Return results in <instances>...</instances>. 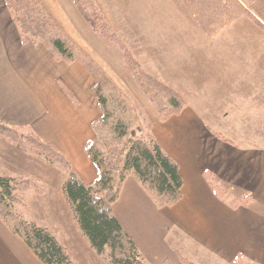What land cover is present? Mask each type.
I'll list each match as a JSON object with an SVG mask.
<instances>
[{
	"label": "crops",
	"instance_id": "crops-1",
	"mask_svg": "<svg viewBox=\"0 0 264 264\" xmlns=\"http://www.w3.org/2000/svg\"><path fill=\"white\" fill-rule=\"evenodd\" d=\"M52 3L69 37L143 115L147 131L178 166L182 197L173 206L158 209L128 177L112 207L145 263L264 264V33L223 34L229 26L208 38L180 0H111V16L117 12L130 29L149 73L186 97L179 114L159 121L120 60L69 1ZM92 84L80 63L56 61L42 45L23 43L0 0V122L50 145L85 185L97 179L84 152L95 141L92 124L100 118ZM0 168L8 172L1 175L45 186L42 195L28 191L20 197L22 210L34 211L26 220L52 231L75 264H101L65 198L63 173L2 137ZM206 173L227 189L224 197L215 195ZM244 194L252 200L234 205ZM9 234L0 264H41Z\"/></svg>",
	"mask_w": 264,
	"mask_h": 264
},
{
	"label": "trees",
	"instance_id": "trees-1",
	"mask_svg": "<svg viewBox=\"0 0 264 264\" xmlns=\"http://www.w3.org/2000/svg\"><path fill=\"white\" fill-rule=\"evenodd\" d=\"M72 1L91 30L119 48L122 63L158 111L160 120L179 114L187 104L185 97L142 71L92 0ZM181 1L208 38L241 17L250 18L238 0ZM4 2L23 43L42 45L52 59L66 64L78 62L90 74L91 94L100 118L92 124L95 141L86 144L84 152L96 168L97 179L90 185L82 183L69 161L32 133L20 135L15 128L0 122V137L23 153L42 158L66 176L65 198L81 233L98 256L107 251L108 264H146L115 218L112 207L128 177L135 179L158 209L173 206L182 197L183 181L177 164L161 150L151 133H137V119L131 105L89 56L63 33L41 0ZM205 177L216 196L222 198L227 194V189H222L212 174L206 173ZM31 189L41 195L45 192L39 182L29 177L0 174V222L24 243L39 263L75 264L52 231L16 213L14 206L20 202L19 194ZM251 200V195L244 194L234 205H246ZM180 263L195 264L188 260Z\"/></svg>",
	"mask_w": 264,
	"mask_h": 264
},
{
	"label": "rangeland",
	"instance_id": "rangeland-1",
	"mask_svg": "<svg viewBox=\"0 0 264 264\" xmlns=\"http://www.w3.org/2000/svg\"><path fill=\"white\" fill-rule=\"evenodd\" d=\"M42 3L44 4V6L46 7V9L49 11V13L51 14V16L53 17V20L57 23V25L59 26V28L63 31V33L70 39V41L72 43H74L76 45V43L69 37V35L66 33L65 28L62 26L61 22H59V19L56 14H55V6L52 2H55L56 0H41ZM69 3L73 6L76 14L81 18L82 22L84 23V25H86L91 33L99 40H101V42H103L108 48L109 50H111V54H114L115 57H117L120 62L121 61V52L119 50V48L115 47L114 45H110L106 42V40H104L102 37H100L98 34L94 33L90 26L86 23L85 19L83 18V16L80 14V12L77 10L75 4L73 3L72 0H68ZM95 5L99 8V10L101 11L103 17L105 18V20L108 22V24L111 26V28L117 33V35L119 36L120 40L122 41V43H124L126 45V47H128L131 52V54L133 55L135 61L138 63L139 67L142 69L143 72H145L146 74H149L153 77L156 78V76H154L153 74L149 73L147 65H146V60L144 59V55L141 52V47L140 45L137 43V41L135 40V38L133 37L130 29L126 26V24L124 23V21H121L122 18L120 17V15L117 12H112V16H111V9L108 7L111 2V0H92ZM181 1V0H180ZM244 7L245 9L248 11L249 13V17H241L240 19H238L237 21H235L234 23H232L231 25H229V28H224L223 30H225L223 32V34H227V35H257V34H263L264 33V0H238ZM108 2V5H107ZM182 2V1H181ZM182 4L184 5V3L182 2ZM185 6V5H184ZM63 8V7H62ZM108 8L110 9V11L108 10ZM186 8V7H185ZM187 9V8H186ZM188 11V9H187ZM189 12V11H188ZM54 13V14H53ZM66 11L64 10L63 12L60 11L59 14L63 15L65 14ZM190 13V12H189ZM191 14V13H190ZM113 15L118 18L116 19L117 21L113 20L112 17ZM192 15V14H191ZM193 17V16H192ZM194 18V17H193ZM64 21V20H63ZM223 30H221L219 33H221ZM218 33V34H219ZM76 47H78L76 45ZM79 48V47H78ZM80 49V48H79ZM82 51V49H80ZM83 52V51H82ZM84 53V52H83ZM86 54V53H85ZM87 55V54H86ZM91 59V57H89ZM93 61V59H91ZM94 62V61H93ZM94 64L96 66H98L95 62ZM122 65L124 66V68L126 69V71L128 72V74L130 75V77L132 78L130 72L128 71V69L125 67V65L122 63ZM102 71L103 69L98 66ZM104 72V71H103ZM104 74L107 76V74L104 72ZM108 77V76H107ZM108 79L114 84V82L112 81V79H110L108 77ZM158 79V78H156ZM132 80L134 81V79L132 78ZM160 80V79H158ZM161 82H163L162 80H160ZM134 83L136 84V82L134 81ZM165 84H168L166 82H163ZM115 85V84H114ZM171 88H173L174 90H176L174 87H172L170 84H168ZM136 86L138 87V85L136 84ZM117 88V87H116ZM120 88V87H119ZM139 88V87H138ZM121 89V88H120ZM140 90V89H139ZM141 91V90H140ZM177 92H179L178 90H176ZM121 93V92H120ZM142 93V91H141ZM180 93V92H179ZM143 94V93H142ZM182 94V93H180ZM144 95V94H143ZM183 95V94H182ZM123 96V95H122ZM184 96V95H183ZM124 97V96H123ZM144 97L146 98V96L144 95ZM185 97V96H184ZM125 98V97H124ZM186 99V97H185ZM146 100L148 101V99L146 98ZM149 102V101H148ZM187 103V101H186ZM150 106L154 109V111L156 112L157 116H158V120H160V115L158 113V111H156V109L153 107V105L149 102ZM132 107V106H131ZM133 109V107H132ZM134 110V109H133ZM135 116L137 119V126L135 128V130L137 131H141L140 133L147 134L149 131H147L148 129V125H146L145 123H142V118L141 116H143L141 113L137 114L135 111ZM146 115V113H145ZM144 131V132H143ZM0 173L1 174H5L8 173L7 171L3 170L2 168H0ZM32 180H35L33 178H31ZM36 181V180H35ZM42 185V184H41ZM44 187V190L46 191V188L44 185H42ZM221 187V186H220ZM222 188V187H221ZM28 191H35L34 189L28 190ZM26 191V192H28ZM24 192V193H26ZM37 192V191H36ZM19 194V203H16L14 206V209L16 211V213L21 217V218H25V220L27 219L26 217L29 216L28 214H34V211H23L22 208L24 207H20L19 205H23L22 200L20 199V197L23 196V194ZM231 198V197H230ZM229 199V198H228ZM35 204H37V202H35V200H33L31 202V205L33 209H35ZM21 214V215H20ZM23 214V215H22ZM30 222H33L31 220H27ZM34 224H36L35 222H33ZM8 229L0 222V254H4L7 257V234H9ZM4 232L6 235H4ZM11 234V233H10ZM8 235L10 236L9 240H15V236L13 237V235ZM57 238V237H56ZM19 238H17L16 240H18ZM20 240V239H19ZM18 240V242L20 243V241ZM59 241V240H58ZM60 242V241H59ZM22 246V248H24L25 250H27L28 252H30L25 245H23V243H20ZM14 245V244H13ZM68 253V252H67ZM34 256V255H33ZM98 257V259L100 260L101 264H108V258H107V251L103 254V255H96ZM24 258L21 256V261ZM22 264V263H21ZM177 264H181V263H177Z\"/></svg>",
	"mask_w": 264,
	"mask_h": 264
}]
</instances>
